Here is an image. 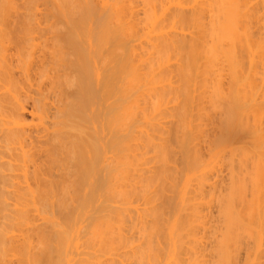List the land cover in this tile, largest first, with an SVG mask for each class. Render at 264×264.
Here are the masks:
<instances>
[{"label": "bare ground", "instance_id": "bare-ground-1", "mask_svg": "<svg viewBox=\"0 0 264 264\" xmlns=\"http://www.w3.org/2000/svg\"><path fill=\"white\" fill-rule=\"evenodd\" d=\"M16 1L0 0V264H166L163 257L152 259L153 249H163L150 236L153 226L164 224L151 221L152 210L162 209L161 201L156 206L158 180L164 194L177 187L182 199L171 206L170 224L161 226L168 240L161 228L154 230L167 243V264H262L264 96L258 97L264 87L260 95L258 84L264 81V12L255 5L264 9V0H40L46 8ZM34 2L39 13L48 10L45 21L37 18ZM220 62L231 72L228 93L220 84ZM217 79L222 90L214 84L208 89ZM203 88L212 89L211 100L202 91L209 109L208 101L201 106ZM206 109L223 130L211 147L246 134L239 157L224 155L228 175L214 184L211 179L210 192L206 180L215 168L201 156L199 135ZM174 129L178 141L171 139ZM174 144L177 159L183 158L179 166L169 163ZM187 172L196 177L188 176L191 185L194 179L206 184L185 186L196 189L197 198L203 189L211 193L205 201L216 208V218L212 209L201 215L205 208L191 191L186 199L181 180L188 181L182 178ZM161 174L181 175L182 183L173 177L181 185L172 187ZM76 196L79 207L71 203ZM71 204L79 209L76 216ZM199 206L204 218L194 221ZM188 210L191 223L202 220L196 223L202 235L192 239L195 223L185 227L194 233H180ZM79 246L91 248L84 256L91 251L105 260L67 258L74 248L83 256Z\"/></svg>", "mask_w": 264, "mask_h": 264}, {"label": "rangeland", "instance_id": "rangeland-1", "mask_svg": "<svg viewBox=\"0 0 264 264\" xmlns=\"http://www.w3.org/2000/svg\"><path fill=\"white\" fill-rule=\"evenodd\" d=\"M21 1H22V3H23V0H21ZM21 1H20V2H21ZM37 1H38V2H37ZM255 1H256V0H255ZM16 2H19V1L17 0ZM35 2L39 5L40 8H43L44 6H45V8H46V7H48L47 4H49V3H47V4H42V3L45 2V1L41 2L40 0H35ZM35 2H34V4H35V5H34V8H35V7L37 8L38 5H37ZM39 2H41V5L39 4ZM22 3H20V4H22ZM31 3H32V2H31ZM31 3H29V4H31ZM45 3H46V2H45ZM256 3H258V5L256 4L257 6L255 5V7H256L259 11H260L259 8L262 7L261 12H264V11H263V10H264V9H263V6H260V5H263V4H262L261 2H260V4H259V1H257ZM18 4H19V3H18ZM42 5H44V6L41 7ZM32 6H33V4H32ZM258 7H259V8H258ZM36 8H35V9H36ZM35 9H33V11H34ZM47 9H48V8H47ZM40 10H41V9H40ZM37 11H38V12H37ZM42 11H43V12H42ZM42 11H41V12L44 13V14H41V12L39 13V9H36L35 13H37V18L43 15L42 17H40L41 19L38 18V19L42 20V22H43V21H45V18H46V17H44V16H45V13H46L48 10H45V12H44V9H43ZM38 13H39V14H38ZM220 64H222V62H220ZM220 64H219V65H220ZM225 65H226V64H224V65H223V64L220 65V68H221V69H222V67H223L222 70H219L220 68H218V66H217V69L219 70V71L217 70V72L221 73V72L223 71V72L221 73V75L224 73V75L220 76V78L222 77L221 80H220V79H217V82H218L219 80L222 81V79H223V82H222V83L225 84V85H223L222 83H220V84H221V86H223V87L225 86V87H224L225 89H226V87H227L226 91H225L224 88H223V90H224L223 92L228 93L227 90H229V88H231V87H230L231 85L229 86V84H230V82H231L232 79L229 77V76H230L229 74H231V72L228 71V65H226V66H227V70H224V67H225V69H226V66H225ZM247 65H248V62L246 61L245 69L248 68ZM221 66H222V67H221ZM246 66H247V67H246ZM261 66H262V65H258V67H261ZM258 67H257V68H258ZM258 69H260V68H258ZM263 70H264V69L262 68V71H263ZM258 72H259V74H261V75H262V73H263V72L261 73L260 70H258ZM225 73H226V75H225ZM223 76H224V77H223ZM225 76H226V77H225ZM227 76H228V77H227ZM256 76H257V74H256ZM259 77H261V76L259 75ZM259 77H257V78H259ZM229 78H230V79H229ZM257 78H256V79H257ZM228 79H229V80H228ZM256 79H255V80H256ZM259 79H261V78H259ZM259 79H257V80L259 81ZM262 80H263V79L260 80L259 84L257 83L258 86L260 85L259 87L257 86V87H258V91H259V90H262L261 88L264 87V86H262V85H264V81H262ZM258 81H257V82H258ZM210 82L212 83V85H211V83H208V82H207L208 85L210 86V87H209L208 85H207L208 87L206 86L208 89L213 88V87H214L213 84H214L215 87H216L217 85H219V89L221 88V90H222V87L220 86L219 82H218V84H217V82H216V84L213 83L214 81H213V82L210 81ZM254 82H255V81H254ZM207 83H206V84H207ZM231 83H232V82H231ZM255 83H256V82H255ZM192 85H193V84H191V86H192ZM211 86H212V87H211ZM228 86H229V87H228ZM242 86H243V85H242ZM217 88H218V87H217ZM259 88H260V89H259ZM204 89H205V88H203V89L201 90V94L204 95L203 92H206V91H207L205 95H206V97L210 98V95L207 96V94H210V92L212 91V89H211V91H210L209 93H208V91H209L208 89H207V90L205 89V91H203ZM263 90H264V89H263ZM263 90H262V91H263ZM202 91H203V92H202ZM199 93H200V92L197 93V96H199V95H198ZM226 93H225L224 95L227 96ZM261 93L264 94V92H261ZM261 93H260V91L258 92V94L262 95ZM181 94H182V92H181ZM181 94L179 93V95H180L179 98H180V99L183 97ZM201 94H200V96H202ZM258 94H256L257 96L255 95V97H254L255 99H256V97L259 96ZM205 95L203 96V98H202V97L200 98V101H202V100L205 101V102H204V101L201 102V103H202L201 106H202V105L204 106V104H206V101L211 100V98L208 99V100L205 99ZM263 96H264V95L259 96L258 98H259L260 100H259V99H257V100L261 101V100H262L261 98H262ZM165 97H168V96H165ZM175 97H176V96H175ZM260 97H261V98H260ZM175 99H176V98H175ZM180 99L178 100V96H177V99H176V100L181 101L182 99H181V100H180ZM196 99H197V101H198V98H196ZM201 99H202V100H201ZM263 99H264V97H263ZM200 101H198V103H199ZM259 101H258V102H259ZM262 101H263V100H262ZM209 102L211 103V101H208V102H207V106H206L207 109H209L208 107L210 106ZM203 103H204V104H203ZM211 105H212V104H211ZM212 106H213V105H212ZM206 107H204V108H206ZM210 107H211V106H210ZM204 108H203V109H204ZM207 109L204 110L202 114H204V112H206L205 114L208 115V119H207V120H208V121L210 120V121H209V122H208L207 120H204V121H206L207 124H209V126H207V124H204L205 126H202V127H203L202 129H205L204 131H205V132L207 131V133H205L203 130H200L201 133H202V134L205 133V135H204V134L202 135V134L200 133V131H199V133H200L199 135H200V137L204 138V141H202V140L200 139V137H199V138H198V142H201V141H202L201 143H203L204 146H205V147H203V146H202L203 144H201V143L199 144V146H200V145L202 146L201 149H204V148H205V149L202 151L203 153L201 152V153L203 154V155L201 154L202 158H203V156H204V157L207 156V157H205V160H207V161L209 160V161H208L209 163L212 162L211 164H209V166H210V165H213V167L215 168L214 170H212L213 168H212V169L210 168V170H212V172L209 173V176H211L212 174H214V177H213V175H212L211 178L209 177L208 180H206V182H207L208 185L205 184V185H206V186H205L204 183H203V187L205 186V187L207 188V190L209 191L208 187H209L210 185H209L208 182H210V184H211V182L213 181L212 184H214V180H215L214 178L218 179L217 176H218V177L220 176V177H219V179H220V178L222 177V173H223V176H224V177H225L224 174L228 175V173H227L228 171L226 170L227 168H226V166L224 165V164L227 163L228 160H226V162L224 161V160H225V159H224V158H225L224 155H225V154L227 155L226 159H228L230 156L239 157V156L237 155V154H238V153H237V152H238V148H237V147H238V146L240 147V146H243V145H244L243 143H244L245 140L243 141V138H244V136L246 137V134H243V135L241 134V135H239V136H236V135H235L234 137H232L231 135H229V136H228V139L226 140V142L224 141V145H225V146L222 145V142H221V143L219 142V145H218L219 147L217 146L216 149H215V147H213V146H215V145H212V147L215 149V150L213 151V148L211 147V144H210V143H215V142H214L215 137H218V136L220 135V133L223 131V130H221V129H222V128H221L222 125L220 126V125H219L220 122H218L219 120H221V119H220V118H221V115H220V113H219L217 110H215L214 108H212V112H213V114H214V112H215V116L218 115L217 113H219V115H220V116H219V115L217 116L218 118L220 117L219 120L214 116V117H215V118H214L215 121H214V120L212 121L213 114H212V116H211V115L209 116V112L207 111ZM213 109H214V110H213ZM210 110H211V109H210ZM210 112H211V111H210ZM210 114H211V113H210ZM207 115H205V117H207ZM167 116H168V115H166L165 117H167ZM201 116H202V115H201ZM201 116L198 117L199 120H200V118H202V117H203V119H204V116H202V117H201ZM162 117H164V116H162ZM210 117H211V118H210ZM203 119L200 120L201 123L203 122V121H202ZM217 120H218V121H217ZM262 120H263V119H262ZM263 121H264V120H263ZM200 122H199V123H200ZM217 122H218L219 124H218ZM263 123H264V122H263ZM213 124H214V125H213ZM202 125H203V124H202ZM166 126H167V125H166ZM213 126H214V127H213ZM262 126H264V125H262ZM190 127L193 128V129H195L197 126H193V127H192V125H190ZM194 127H195V128H194ZM200 127H201V126H200ZM200 127H199V128H200ZM207 127H208L210 130L207 129ZM210 127H211V128H210ZM197 129H198V128H197ZM200 129H201V128H200ZM206 129H207V130H206ZM174 130H175V131H174L173 134H175V135H171V136H172V137H171L172 140H175L176 138H173V136H176V135H177L176 129H174ZM198 130H199V129H198ZM208 130H209V131H208ZM220 130H221V131H220ZM195 131H196V130H195ZM202 131H203V132H202ZM217 131L219 132V134H218ZM196 132H197V134H198V131H196ZM208 132H211L212 134H210V133H208ZM192 133H195V132L192 131ZM216 133H217V134H216ZM178 135H179V133H178ZM201 135H202V136H201ZM206 135H207L208 137H207ZM220 136H221V135H220ZM230 136H231V137H230ZM196 137H197V136H196ZM209 137H212V138H209ZM234 138H235L236 140H235ZM199 139H200V140H199ZM212 139H213V140H212ZM244 139H245V138H244ZM169 140H170V139H169ZM172 140H171V142H172ZM193 140L197 142V139H193ZM206 140H207V141H206ZM211 140H212L213 142H212ZM175 141H178V137H177V139H176ZM210 141H211V142H210ZM169 142H170V141H169ZM171 142H170V143H171ZM192 142H193V141H192ZM192 142H191V144L194 143V142H193V143H192ZM174 143H176V142H174ZM171 144H173V143H171ZM195 144H196V143H195ZM217 144H218V143H217ZM220 145H221V147H220ZM170 146H171V148H172V146L175 147V144H174V145H170ZM176 146H177V145H176ZM195 146H197V145H194L193 147H194V148H197V149L199 150V146H197V147H195ZM209 146H210L211 148H210ZM177 148H178V146H177ZM177 148H176V147L173 148V150H174L173 153L175 154L176 151H177L178 153L176 152V155L173 154V156H175V157L177 156L176 158L173 157V156L171 155V157H172V162H169L171 166H173V165H174V166H176V165L179 166L180 164H182V163H180V162H183V161H182V160H183L182 155H180V157H181L182 159L179 157V159H181V161H180L179 159H177L178 156H179V154H181V153H179V152H180V151H179L180 149L178 148V150H177ZM236 148H237V149H236ZM201 149H200V150H201ZM175 150H176V151H175ZM198 150H197V151H198ZM236 150H237V151H236ZM211 151H212V152H211ZM226 151H227L229 154H228ZM234 152H235V153H234ZM204 153H205V154H204ZM209 153H212V154H209ZM221 153H222V154H221ZM236 153H237V154H236ZM171 154H172V152H171ZM199 154H200V151H199ZM213 154H214V155H213ZM110 155H111V154H110ZM223 157H224V158H223ZM219 158H220V160H219ZM223 159H224V160H223ZM175 160H178V161H177L178 164H177V162L173 164V161H175ZM215 160H216V161H215ZM214 161H215V162H214ZM224 162H225V163H224ZM179 163H180V164H179ZM214 163H215V164H214ZM175 164H176V165H175ZM223 165H224V166H223ZM222 166H223V167H222ZM210 167H211V166H210ZM181 170H183V168H181ZM213 171H214V172H213ZM215 171H217L218 173L215 172ZM219 172H220L221 175H219ZM210 174H211V175H210ZM215 174H216V177H215ZM155 175H156V174H155ZM158 175H159V174H158ZM158 175H157V176H158ZM163 175H164V174H161V176H163ZM168 175H169V174H165V175L163 176V178L166 176V177H165V179H166V178L168 177ZM173 175H174V176H173ZM177 175H178V174H172V175H170V176H171L170 179L167 178V179L165 180V182H166L167 180H170V182H171V180H173V177H174V180H173V181H175V178H176V177L179 178V177L181 176V175H180V176H179V175L177 176ZM183 175H185L186 178H184ZM190 175H191V174L188 175V172H187V175H186V174H182L183 177H182V176H181V177H182L183 179H187V177H188V176L190 177ZM191 176H192V175H191ZM206 176H207V175H206ZM181 177H180L178 180H179V182H181V181L183 182V184H182L183 187H181V186H179V187L182 188V189L180 188L181 190L184 189V192H185V190H187V191L184 193V194L186 195V199L190 196L191 193H193V191H191L192 188H195V187H196V189L203 188V187H200L201 184H198V183L196 184V181H198L197 179H194V180H195V184H196V185H198V186L200 185L199 188H197V186H194V185H195L194 183H193L194 185H191V183L193 182V181H192V179H193L192 177L196 178L195 176H192V177H191L192 179H189V177H188V181H187V180H181V179H182ZM212 177H213V178H212ZM156 178H157V177H156ZM159 178H160V180H161V177H160V176H159ZM163 178H162V180H163ZM177 178H176V180H177ZM206 178H207V177H206ZM226 178H227V177H226ZM211 179H213V180L210 181ZM180 180H181V181H180ZM189 180H191V181H189ZM163 181H164V180H163ZM173 181H172L171 183L174 184ZM184 181H185V182H189V183L191 182V183H190V184H187V183L184 184V183H185ZM215 181H216V180H215ZM157 182H158L157 185H158V187H159V189H160L161 192L158 191L157 188H156L157 190H156V189H155V190L153 189V190L155 191V194H156L157 192H160L161 195H163V194L165 193V192H163V191L166 190V185H164L165 182L162 184V185H164V186L161 187V188H160L161 184L159 183V180L156 181V183H157ZM160 182H161V181H160ZM179 182H177V184H178ZM182 182H181V183H182ZM198 182H199V181H198ZM156 183L154 184L155 186H157ZM167 183H168V185H169V184L171 185V183H169V181L166 182V184H167ZM181 183L178 184V185H181ZM199 183H200V182H199ZM173 184H172V185H173ZM177 184L175 183L172 187H174V186L176 187ZM212 184H211V185H212ZM159 185H160V186H159ZM185 185H186V186H187V185H188V186L191 185V186H194V187H192L191 189H190V188L187 189V187H186ZM155 186H154V187H155ZM191 186H190V187H191ZM162 189H165V190L162 191ZM196 189H195V192L193 193V195H191V197H193V198H194L196 201H198V202H199V199H200V201H202V202H203V200H204L203 203H202V202L198 203V202L195 201L196 203L200 204L201 207L205 208L206 214H203V213H205V212H202V211H204V210H202V211H201V212H202L201 215H205V216L209 215V214H208L209 212L207 213V211H208V209H210V211H211V209H212V211L210 212V216L212 215V216H215V217H212V218H216V215H217V214H216V215L214 214V213L216 212V210H215V209H216L215 206H214V208H215V209H214L215 212H213L214 210H213V208H211L213 205L211 204V206H210L209 204H207L208 200L211 201V200L209 199V198H210L209 196H210V194H211V193H209L210 191L208 192V191H206L205 189H203V190L201 189V190L203 191V192H201V195H202V196H200L199 198H197V197L199 196V194L197 193V194H198V196H197V194H196ZM173 190H174V189H173ZM175 190H176L177 193H178L177 187L175 188ZM175 190L172 191L171 188H170V186L167 187V191H166V192H167V195L164 194V197L167 196V197H166L167 199L165 198L166 201H165V200L163 201L164 198H163V196H162L163 199L160 197V196H161L160 193L157 194V196H158V201H157V202H158V203L156 204V206H158V209H159L160 204H162V205H161V208H162L161 210H163V208H164L165 211L163 210V212H162L161 210L158 211V209H156V210L158 211V213L161 211L160 216H159V217H161V218H158L157 216H158L159 214L155 212V209H154V208H156V207H155V205H154V207H153L154 210H152V211H153V215H154V212H155L156 214H158V215L155 214V215H156V219H155V216L151 215V216L153 217L151 221H153V219H154L156 222L162 220V222H164V224H165V222L167 223V221H168V223L170 224V222H169L170 220H169V219L171 218V212H172L173 209H174L173 207L177 205V200H175V199L178 198V200H179L178 203H179V204H180V203L182 204V201H181L182 199H181L180 193H178V194L175 193V192H176ZM199 190H200V189H199ZM199 190H198V191H199ZM204 190H205V192H204ZM189 191H191V193H190ZM198 191H197V192H198ZM162 192H163V193H162ZM187 193H190V194H188V197H187ZM199 193H200V192H199ZM203 193H204V194H208V196L204 195ZM82 194H83V193H82ZM173 194H174V195H173ZM176 194H177L178 197H176ZM195 194H196V195H195ZM168 195H169V196H168ZM153 196H155V199H154ZM153 196H152V197H153L152 199L156 200V198H157L156 195H153ZM174 196H175L176 198H175ZM195 196H196V198H195ZM77 197H79V198H78L79 200L77 199ZM169 197H170L171 199H170ZM172 197H174V199H173ZM179 197H180V198H179ZM203 197H204V198H203ZM159 198H161V199L159 200ZM193 198H190V199L193 201V200H194ZM206 198H207L208 200H206ZM10 199H11L10 202L12 203V202H13V200H12L13 198L11 197ZM75 199L78 200V201H80V200H81V197H80V196H76V198H74V200H73L71 203H74V204H75V202H74V201H76ZM197 199H198V200H197ZM172 200H175V202H174V201L172 202ZM205 200H206L207 202H206ZM152 201H153V200H152ZM159 201H161L160 204H159ZM170 201H171V202H170ZM186 201H187L188 203H191V202H189L188 200H186ZM153 202H154V201H153ZM153 202H152V203H153ZM162 202H163V203H162ZM164 202L167 203V204H165ZM187 202H186V203H187ZM205 202H206V204L209 205L210 207H207V205L205 206ZM152 203H151V204H152ZM155 203H156V201H155ZM155 203H153V204H155ZM174 203H176V205H174ZM186 203H185V207H187V206H186V205H187ZM209 203H210V202H209ZM77 204H78V207H79V203H78V202H76L75 205L77 206ZM136 204H139V203H136ZM153 204H152V206H153ZM158 204H159V205H158ZM163 204H164V205H163ZM203 204H204V206H203ZM71 205H72L71 208L73 207V209H74V208L76 209V211H75V209L72 210V212L74 211V212H73V213H74V216H76V215H77V211H79V209H78V207L76 208L75 205H73V204H71ZM165 205H166V206H165ZM172 205H173V207L171 208ZM189 205H190V204H189ZM165 207H167V208L165 209ZM206 207H207V210H206ZM203 208H202V209H203ZM199 209L201 210L200 206H199V208L197 207L198 215H200V214H199V213H200V210H199ZM30 210H31V209H30ZM171 210H172V211H171ZM31 211H32V210H31ZM31 211H30V213L32 214V212H33V214H32V216H33V215L35 214V212H34V211L31 212ZM185 211H186V209H185ZM185 211H184V212H185ZM188 211H189V210H188ZM188 211H187V212H188ZM166 212H167V214H164V213H166ZM173 212H174V211H173ZM184 212H183V214H184ZM187 212H185L186 215H185V214L183 215V214H182V211L179 213V215L182 214V216H184V217H181V219H182V218H183V219H184V218L186 219V220L184 219V221H185L184 224L186 223V224L184 225V228H183L184 231H181L180 233L183 232V235L185 236L186 234H184V232H185V233H186V232H187V233H190V232H193V233H194V231H196V232H197V235H194V234L190 233L189 236H191V238L186 236L187 238L192 239L193 236L196 237V236L200 235V233L198 232V231H199V230H198L199 227H198L197 225H198L202 220H201V221H200V220H197V222H193V221H192V223H195V224L198 223V221H200V222H199L198 224H196V225H195V224L193 225V224L191 223V221H189V220H192V218H193V219L195 218L194 221H196V219H201L200 217H202V216L200 215L199 217H198V216L194 217V215H193V216H191V217H192V218H191L189 215H191V212H192V211L190 210V211L188 212L189 214H187ZM162 213H163V214H162ZM211 213H212V214H211ZM216 213H217V212H216ZM31 214H30V215H31ZM192 214H193V213H192ZM213 214H214V215H213ZM173 215H174V213H172V218H173ZM151 216H150L149 219H151ZM163 216H164V217H163ZM169 216H170V217H169ZM165 218H166V219H165ZM168 218H169V219H168ZM187 218H188V219H187ZM202 218H204V216H203ZM205 218H206V217H205ZM209 218H210V217H209ZM212 218H210V219H212ZM157 219H158V220H157ZM183 219H182V220H183ZM203 220H204V219H203ZM205 220H206V219H205ZM207 220H209L208 217H207ZM155 221H154V222H155ZM171 221H172V220H171ZM188 221L192 224V226H195V227H198V228H197V229L195 228L196 230H194V227H193V230H194V231H193L191 228H190V229H191L192 231L189 230L190 232H188L187 229H186V230H187V231H186V230H185V227H186V228H188V226L191 227V226H190L191 224H190ZM146 222H147V224L150 223L149 220H148V221L146 220ZM162 222H161V223H162ZM187 222H188V223H187ZM157 223H159V222H157ZM161 223H160V224H161ZM150 224H151V225H154V224H152V222H151ZM150 224H149V225H150ZM164 224H162V225L164 226ZM169 224H168V225H169ZM189 224H190V225H189ZM149 225H148V226H149ZM151 225H150V227H152ZM155 225H156V224H155ZM162 225H161V226H162ZM186 225H187V226H186ZM85 226L87 227L88 225H85ZM85 226L83 225V227H85ZM157 226H158V225H156V227H157ZM161 226H160V227L158 226V229H160ZM163 226H162V228H163ZM165 226H166V231H167L169 226H167V224H166ZM209 226H210V224L207 225L206 227H209ZM153 227H154V230H155L156 227H155V226H153ZM153 227H152V228H153ZM152 228H151V229H152ZM162 228H161L159 231H158V229L155 230V231H158V232L161 231L160 234H162V235H163V238H164L165 235H166V234H164L165 228H164V230H163ZM207 229H208V228H206L205 231H206ZM154 230H151V235H150V236L153 237L152 239H154L153 241L156 242V244L153 242L154 244H152V245H155L156 247L159 246V248H160L161 245H163V249H162V246H161L160 251H158L156 248H155L156 250L153 249L155 246H152V245H151V247H153L152 249H153V252H154V253H153L154 256H153L152 259L157 260L158 258H160V260H161V259H162L161 257H163V260H162V261L165 262V263L167 264V262H168L167 259H169V258L166 257V256H168V255L165 254V253H166V250H164L165 247H166L165 249H167V243L165 244V241L161 240V238H162L161 236H162V235H161V236L158 235L159 233L157 234V232H156V234H157V235H156L155 232H154ZM205 231H202L201 233L204 234ZM209 231H210V232H209ZM209 231L207 230V231L205 232V233H206V237H207L208 235L210 236L211 230H209ZM152 232H153V233H152ZM207 233H208V234H207ZM78 234H79V233H78ZM152 234H153V236H152ZM154 234L156 235V237L154 236ZM167 234H168V233H167ZM191 234H192V235H191ZM201 235H202V234H201ZM201 235H200V236H201ZM263 235H264V234L262 233V236H263ZM158 236H160L161 238L159 237V238H160V239H159ZM166 236H167V235H166ZM180 236H181V234H180ZM203 236H205V234H204ZM167 237H168V236H167ZM186 237H185V239H186ZM263 237H264V236H263ZM263 237H262V242H263V240H264ZM80 238L83 239V237H80ZM80 238H79V240L82 241ZM155 238H156V239L158 238L160 241H159V240H156ZM163 238H162V239H163ZM152 239H151V241H152ZM164 239H165L166 241L168 240V238H164ZM185 239H184V241L188 240V239H186V240H185ZM79 240H78V239L75 240V241H76L75 243H77V245H80V244H79V243H80ZM77 241H78L79 243H78ZM157 241H158L159 243H157ZM161 241H163V242H161ZM189 241H190V240H188L187 242H189ZM160 243H161V245H158V244H160ZM189 243H190V242H189ZM19 244H20V243H19ZM164 244H165V245H164ZM190 244H191V243H190ZM262 244H263V247H264V242H263ZM164 246H165V247H164ZM191 246H192V244H191ZM82 247H83V246H82ZM80 248H81V246H79V249H78L79 251H80ZM159 248H158V249H159ZM75 249H76V248H74V251L71 250L70 255L67 256V258H70V260H72V258H71L72 256H71V255H73V254L75 255V258H76V256H78V257H80V258L82 257V258H84V259L90 258L89 260H93V262L96 261V260H98V261H96V263L104 259V258L102 259L101 257H98V259H95V258H97V256H94V255H93L94 253H92L91 251H90V253H92V256H91L90 253H89V255L87 254V256H84L85 252H87L88 249H89V248H88V249L85 248V246H84V248H81L82 250L85 249V250H83V253H82V255H83L84 257L81 256V253H80L79 255H78V253L75 254V253H76L75 251H77V249H76V250H75ZM86 249H87V250H86ZM90 249H91V248H90ZM90 249H89V250H90ZM82 250H81V251H82ZM161 250H162V251H161ZM163 250H164V252H163ZM72 251H73V252H72ZM84 251H85V252H84ZM156 251H158V252H156ZM155 252H156V254L160 253V257H159L158 255H155ZM161 252H163L164 255L161 256V254H163V253H161ZM96 253H98V252H96ZM240 254H243V252L240 251L239 254H238V256H240ZM74 255H73V262H74V259H75V258H74ZM96 255H97V254H96ZM165 255H166V256H165ZM88 256H91V257L94 256V258H91V257H88ZM156 256H157V257H156ZM180 256H181V255H180ZM85 257H86V258H85ZM154 257H155V258H154ZM165 257H166V258H165ZM241 257L243 258V255L240 256V258H239L240 260H241ZM262 257H263V255H262ZM80 258H77V260H76V259H75V260L79 262V260L82 259V258H81V259H80ZM179 258H180V257H179ZM263 258H264V257H263ZM78 259H79V260H78ZM99 259H101V260H99ZM181 259H182V256H181ZM181 259H180V260H181ZM104 260H105V259H104ZM155 260H154V261H155ZM166 260H167V261H166ZM240 260H239V261H240ZM263 260H264V259H263ZM157 261H158V260H157ZM157 261H155V262H157ZM152 262H153V260H152ZM240 263H241V262H240ZM240 263H239V264H240ZM155 264H156V263H155ZM262 264H264L263 261H262Z\"/></svg>", "mask_w": 264, "mask_h": 264}]
</instances>
